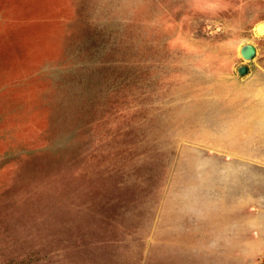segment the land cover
Listing matches in <instances>:
<instances>
[{
	"label": "rangeland",
	"instance_id": "obj_1",
	"mask_svg": "<svg viewBox=\"0 0 264 264\" xmlns=\"http://www.w3.org/2000/svg\"><path fill=\"white\" fill-rule=\"evenodd\" d=\"M262 22L0 0V264H264Z\"/></svg>",
	"mask_w": 264,
	"mask_h": 264
},
{
	"label": "water",
	"instance_id": "obj_2",
	"mask_svg": "<svg viewBox=\"0 0 264 264\" xmlns=\"http://www.w3.org/2000/svg\"><path fill=\"white\" fill-rule=\"evenodd\" d=\"M254 53H255V47L252 44H245L240 50V54L244 59H251L254 56ZM239 71L244 72L245 68L242 67L240 68Z\"/></svg>",
	"mask_w": 264,
	"mask_h": 264
},
{
	"label": "bare ground",
	"instance_id": "obj_3",
	"mask_svg": "<svg viewBox=\"0 0 264 264\" xmlns=\"http://www.w3.org/2000/svg\"><path fill=\"white\" fill-rule=\"evenodd\" d=\"M255 29L258 33H264V22L256 24ZM241 49L242 47L239 48V51Z\"/></svg>",
	"mask_w": 264,
	"mask_h": 264
}]
</instances>
